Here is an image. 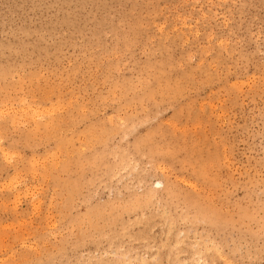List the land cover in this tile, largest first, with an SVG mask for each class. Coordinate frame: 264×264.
Here are the masks:
<instances>
[{
    "label": "rangeland",
    "instance_id": "rangeland-1",
    "mask_svg": "<svg viewBox=\"0 0 264 264\" xmlns=\"http://www.w3.org/2000/svg\"><path fill=\"white\" fill-rule=\"evenodd\" d=\"M161 263L264 264V0H0V264Z\"/></svg>",
    "mask_w": 264,
    "mask_h": 264
},
{
    "label": "bare ground",
    "instance_id": "bare-ground-1",
    "mask_svg": "<svg viewBox=\"0 0 264 264\" xmlns=\"http://www.w3.org/2000/svg\"><path fill=\"white\" fill-rule=\"evenodd\" d=\"M148 196V195H147ZM150 197V196H149ZM162 264V263H161Z\"/></svg>",
    "mask_w": 264,
    "mask_h": 264
}]
</instances>
